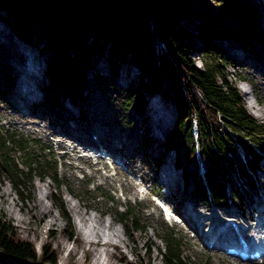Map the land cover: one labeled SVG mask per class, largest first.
I'll return each mask as SVG.
<instances>
[{
	"label": "rangeland",
	"instance_id": "1",
	"mask_svg": "<svg viewBox=\"0 0 264 264\" xmlns=\"http://www.w3.org/2000/svg\"><path fill=\"white\" fill-rule=\"evenodd\" d=\"M238 1L249 12L264 43V30L261 27L264 21V0H250L251 6L245 0ZM188 3L198 17L208 19L219 15L226 26L242 32L247 29L246 23L239 20L232 5L225 0H188ZM188 28L191 31L196 30L193 23ZM0 29V93L6 86V74L12 77L9 91L4 96L0 94V131L7 130L18 136L37 138L39 144L50 146L57 157L58 178L64 177L70 188L68 190L66 186H62L60 203L70 216L74 229L73 239L67 237V221L61 216L59 206L53 199L55 184L52 180L33 178L29 186L30 198L20 200L8 180L9 177L4 174L0 179V214L14 223L21 239L33 243L38 253H41L44 245H50L57 254V264H163L157 248L163 246L160 235L169 232L180 239L184 257L201 261L202 264H264V260L243 263L227 256L220 248L208 249L197 227L188 223L179 225L171 220L167 222L160 215L156 202L167 204L171 210L181 211L184 207L183 215L190 220L193 218L188 210L204 214V223L213 221L207 215L214 212L205 208L204 198L196 193L193 178L196 164L198 172L203 173L207 163L201 156L197 157V163L195 159H191L186 164L187 176L184 177L183 170L180 167L176 169L174 164L176 159L184 161V147H177L175 153L160 144L165 141V136L172 129L175 120L174 105L168 97L157 94L148 96L144 115L137 113L135 108L126 106V89L130 82H137L139 70L136 67L126 62L108 66L106 50L102 49L101 53L91 56L95 64L87 73L82 92L83 100L79 102L80 109L73 106L69 99H65L61 111L52 108L48 110L49 102L44 101L43 93L40 95L37 91L41 98L31 103L28 98L27 101L19 98L17 87L24 90V87L18 85V81L27 71L32 73L31 60L26 57L29 53L34 55L37 62L32 76L36 84L34 82L32 87H43L49 83L45 74L49 51L40 52L37 44H22L1 15ZM255 37L257 36L254 33V46L261 56L252 53L251 48L242 50V46L232 38L214 42L233 58L232 63L227 66V78L240 91L247 112L257 122L264 124V53L258 47V40H254ZM187 40L193 41L195 50L192 60L200 66L198 51L201 50V43L195 38ZM8 43L17 49L19 61L10 59L9 49L5 47ZM259 67L263 69V77H259L256 72ZM20 70L23 72H19ZM109 72L112 83L95 82L92 77L93 73L108 76ZM163 113L167 117L160 127ZM77 114L84 121L77 120ZM146 124L153 143L144 150L142 139ZM94 135L110 150V158L100 160L83 155L85 151L81 150L82 145L95 148ZM162 152V163L155 171L150 157H156ZM238 153L243 154L240 148ZM18 156L19 153L14 154V157ZM16 160L21 166L20 158ZM257 166L258 171L252 180L256 181L254 185L258 195L253 196V200L263 196L250 204V208H257L258 200H264V189L262 188L261 193L260 187L264 182V154ZM165 171H170L172 176H168ZM98 185L100 187L97 189L92 188ZM247 188H252L251 182L239 187L236 199L229 200L233 202L227 205L214 198L211 201L226 205V215L239 217L242 213L240 208L246 202ZM231 189L230 185L226 187L229 197L232 195ZM100 190L111 195L112 200L96 197ZM38 199L42 201L40 204ZM127 205L134 207L147 225L144 232L135 231L127 235L122 224L113 218L115 209L124 210ZM93 216L108 221L111 228L118 227L113 237L115 243L105 244L106 236L102 234L107 231L103 227L99 230L102 240L94 237L90 243H86L79 229L84 225L85 231H88ZM214 233L207 236L211 237ZM149 244L154 245L150 252L147 249ZM97 259H103L104 262L99 263ZM0 264H31V261L5 255L0 251Z\"/></svg>",
	"mask_w": 264,
	"mask_h": 264
},
{
	"label": "trees",
	"instance_id": "2",
	"mask_svg": "<svg viewBox=\"0 0 264 264\" xmlns=\"http://www.w3.org/2000/svg\"><path fill=\"white\" fill-rule=\"evenodd\" d=\"M225 1L232 5L239 20L246 23V31L226 26L219 15L198 17L188 0H0V15L20 41L37 44L42 53L49 51L45 71L49 83L41 87L44 101L49 102L48 110L59 111L65 99L80 109L86 76L95 64L91 56L102 49L106 50L108 66L126 62L136 67L137 82H130L126 89V106L144 115L148 96L168 97L175 108V120L160 144L165 149L184 147V161L175 162L184 177L187 162L195 159L197 163V157H203L207 163L204 172H198L196 164L193 173L196 193L207 205L209 198L227 205L233 202L229 200L236 199L239 187L253 183L252 174L264 154V124L247 112L238 89L227 78V66L233 58L214 41L232 38L242 50L251 48L257 56L261 55L254 46L253 34L263 53L264 43L249 12L239 1ZM207 6L210 7L208 3ZM191 23L195 31L188 28ZM188 38L201 43L200 66L192 60L195 46ZM92 77L95 82L112 83L110 72L108 76L93 73ZM6 79L2 96L12 85L9 74ZM148 130L146 124L144 150L153 143ZM239 148L243 154L238 153ZM16 153L18 157H14ZM162 159L163 152L150 157L153 170ZM4 174L20 200L30 198L33 178L52 180L53 199L67 221V237L73 239L70 216L60 203L62 186L70 188L64 177L58 178L50 146L39 144L37 138L0 131V179ZM229 185L231 197L226 190ZM96 197L112 200L102 190ZM112 214L127 235L147 228L131 205L122 211L115 209ZM16 230L14 223L0 214L3 254L27 259L31 264H57V254L50 245H44L38 253L35 245L21 239ZM160 236L163 246L157 251L163 264H202L182 255L179 238L169 232ZM153 246L148 245V252Z\"/></svg>",
	"mask_w": 264,
	"mask_h": 264
},
{
	"label": "bare ground",
	"instance_id": "3",
	"mask_svg": "<svg viewBox=\"0 0 264 264\" xmlns=\"http://www.w3.org/2000/svg\"><path fill=\"white\" fill-rule=\"evenodd\" d=\"M246 2H248L249 4H250V6L252 5V2L250 1V0H245ZM261 27H262V29L264 30V21L261 23ZM1 30V29H0ZM4 40V39H3ZM19 40V39H18ZM22 42V41H21ZM12 44V43H11ZM22 44H24V45H26V46H28V44H26V43H24V42H22ZM6 48H8L9 49V54H11V56H10V59H12V60H14V61H19V59L17 58L18 56V51H17V49L16 48H12L11 46H10V44L8 43V46H5ZM231 50V49H230ZM26 53V52H25ZM9 57V56H8ZM27 58H29L30 60H31V65H32V69H31V71H32V73H29L28 71H27V73L23 76V77H20L21 79H19V81H18V85L19 86H22V87H24L25 89L24 90H21V89H19L18 87H17V91H18V93H19V98L20 99H25L26 101H27V98H28V100L32 103V102H35V101H37V99H40L41 98V93H42V90H41V86H38L37 87V85H36V87H32V84L35 82V84H36V81H35V79H33V77L32 76H34V73H35V70H36V65H37V62L35 61V57H34V55L33 54H31V53H29V54H27V56H26ZM21 60V59H20ZM22 61V60H21ZM127 68H128V66H127ZM19 69V68H18ZM262 71H263V69L261 68V67H259L257 70H256V72L258 73V75H259V77L261 76V77H263V73H262ZM19 72H23V70H20ZM261 73V74H260ZM121 75V74H120ZM39 76V75H38ZM43 79V78H42ZM263 79H264V77H263ZM32 82V83H31ZM41 85V84H40ZM243 89V88H242ZM40 93V95L39 94H37L38 92ZM249 91V90H248ZM243 92L246 94V91H244L243 90ZM249 106H250V104H249ZM258 108V107H257ZM21 109H20V113H21ZM256 114V113H255ZM262 114V113H261ZM258 116V115H257ZM167 116L163 113V117H162V119H161V125H160V127H162L163 126V124H164V120H165V118H166ZM262 117V116H261ZM160 118V117H159ZM56 132V131H55ZM65 138V137H64ZM95 142H96V145H95V148H98V147H103V148H106V145H105V143H103V142H99L98 140H95ZM94 148V149H95ZM107 149V151H108V156H110L111 157V153H110V150L108 149V148H106ZM175 168H176V166H175ZM177 169V168H176ZM165 173L168 175V176H172V174L170 173V171L168 172V171H165ZM44 194V193H43ZM70 197V196H69ZM68 197V198H69ZM39 198H41V197H39ZM40 199H38V203L40 204ZM42 202V201H41ZM258 204L259 205H261V208H260V212L262 213V214H264V200H258ZM72 209H73V207H72ZM193 210V209H192ZM252 211H254V209H252ZM77 213V212H76ZM82 217V216H81ZM186 217V216H185ZM191 217L192 218H194V215H191ZM187 218V217H186ZM202 218V220H203V223L205 222L204 221V219H203V216L201 217ZM85 219V218H84ZM88 219V218H87ZM86 219V220H87ZM90 225H91V228H88V231H85L86 230V226H81L80 227V232L82 233V235H83V237H84V239L86 240V243L88 244V243H90L91 242V240H92V238H94V237H97L98 239H100L101 238V236L102 235H104V236H106V238H104V242H105V244H108V245H110V244H113V242H114V240H113V237L115 236V233H116V231H117V228L116 227H114V228H111V226H110V223L108 222V221H106V220H100L99 218H97L96 216H93L92 218H91V221H90ZM86 225V224H85ZM226 226V227H225ZM83 227H84V232H83ZM100 227H103V229L104 228H106V229H104V231L106 230L107 232L105 233V232H103V234L100 236L99 235V230L101 229ZM221 227H223V229H218V226L217 225H215L214 227H212V228H210L209 229V234L211 233V232H215L213 235H211V237H210V240H212V243H213V246L212 247H214V246H217L218 244H219V242L221 241V237H222V235H223V233H221L222 231H224V232H226L227 233V231L230 229V226L229 225H225V224H223ZM102 232V231H101ZM208 234V235H209ZM118 235V234H117ZM100 236V237H99ZM119 237V236H118ZM96 240V239H95ZM101 240H102V238H101ZM96 241H98V240H96ZM116 242V241H115ZM114 242V243H115ZM103 248V247H102ZM103 250H105V247L103 248ZM108 252V251H107ZM101 254V253H100ZM105 254V253H104ZM98 258V257H97ZM97 261L100 263V262H104L103 261V259H97ZM102 264V263H101ZM105 264V263H104Z\"/></svg>",
	"mask_w": 264,
	"mask_h": 264
}]
</instances>
